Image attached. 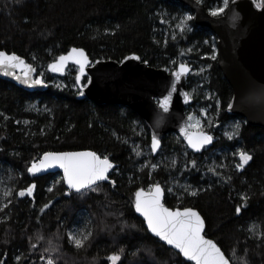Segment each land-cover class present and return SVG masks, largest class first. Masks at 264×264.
<instances>
[{"label": "trees", "instance_id": "1", "mask_svg": "<svg viewBox=\"0 0 264 264\" xmlns=\"http://www.w3.org/2000/svg\"><path fill=\"white\" fill-rule=\"evenodd\" d=\"M198 1L211 13L224 8L222 15L233 0L227 7ZM189 14L172 0H0V51L22 57L49 83L31 93L0 79V264H112L108 257L117 253V264H191L152 237L135 211L136 192L155 184L168 207L202 214L206 237L232 264H264V128L227 113L233 89L218 65L217 38L193 18L181 31ZM72 48L93 62L137 54L170 72L191 65L187 114L204 118L214 145L194 154L170 133L154 156L150 131L133 109L80 100L74 66L63 78L50 75L48 66ZM239 150L252 156L242 169ZM83 151L113 163L96 191L69 194L62 176L28 171L47 152ZM32 184L33 196L20 199ZM70 232L91 235L77 248Z\"/></svg>", "mask_w": 264, "mask_h": 264}, {"label": "water", "instance_id": "2", "mask_svg": "<svg viewBox=\"0 0 264 264\" xmlns=\"http://www.w3.org/2000/svg\"><path fill=\"white\" fill-rule=\"evenodd\" d=\"M172 1L187 6L194 15V23L197 26L210 29L217 38L218 65L233 89V97L229 103L231 108L228 105L227 113L243 117L252 126L264 128V7H257L261 0L259 3L255 0H233L224 14L216 16L206 10L198 0ZM72 49L63 56H69ZM83 51L89 61L83 74L80 73L79 65L72 59L65 63L62 71H52L50 65L55 63L59 57L48 66V72L52 76L63 78L69 68L74 66L78 69L77 77L79 76L80 79L77 83L80 93H83L78 97L80 100H90L100 105H123L133 109L144 120L150 131L151 150L154 156L160 153L163 139L170 133L179 135L187 148L194 154H201L214 145L215 136L206 132L213 137L212 142L205 145L200 151H196L189 147L182 131L189 125L187 108L194 103V98L187 85L188 76L192 72L190 65L184 63L190 71L181 75L180 79L177 80L174 73L179 70L181 64L176 70L169 72L164 68H154L148 62L144 63L141 57L136 54L127 56L121 62L115 60L93 62L87 52L84 49ZM136 56L140 59H134ZM23 60L25 64L31 65L34 69L28 73V79L30 81L43 80L37 77V69L34 65L27 63L25 59ZM11 71L14 73L13 75H5L4 70L0 69V79L31 93L44 92L49 88V83L46 80H43V84L24 83L25 72L28 71L26 68L18 67ZM85 77H89V79L87 83L83 84ZM172 85H175V91H172ZM169 93L171 94L169 111L164 112L159 107L158 102L168 96ZM188 130L190 133L198 132L191 128ZM154 135L159 140V146L155 151L152 149ZM41 160L36 164H39ZM111 171L112 169L109 170V173ZM50 174H61L63 177L64 171L56 165L35 173L38 176ZM34 185L35 188L30 195L31 197L36 189V184ZM65 185L67 186L66 183ZM160 187L163 190L161 203L166 208L172 209L165 203V189ZM151 190H144V192L147 193ZM26 195H28L27 192L24 196L19 197L23 198ZM176 209L183 210L181 208ZM193 210L198 212L204 220L203 234L205 235L206 221L197 209ZM136 213L144 220L140 213L137 211ZM144 222L147 228V223L145 220ZM148 231L152 237L178 253L177 249L160 240L150 230ZM211 240L220 247L216 241ZM221 250L223 251L222 248ZM224 254L229 259L225 252ZM180 255L187 263L195 264V261H189L182 254ZM229 264H232L230 259Z\"/></svg>", "mask_w": 264, "mask_h": 264}, {"label": "snow or ice", "instance_id": "3", "mask_svg": "<svg viewBox=\"0 0 264 264\" xmlns=\"http://www.w3.org/2000/svg\"><path fill=\"white\" fill-rule=\"evenodd\" d=\"M228 0H224V6L227 7ZM257 7H264V0L257 4ZM224 11V8H216L212 10V15L216 16ZM191 16H185L177 25L183 31L186 27V21L191 20ZM72 59L79 65L80 73H84L85 67L88 65V57L83 49L73 48L69 56H60L58 60L50 65L52 71H62L65 63ZM134 59L139 60L140 57L136 56ZM215 59V56H213ZM147 63V61H144ZM23 67L28 71L25 72L24 83L43 84V80L30 81L28 73L34 71L31 65L25 64L24 60L15 53L9 54L5 51H0V69L4 70L5 75H13L11 71L15 68ZM190 71L189 67L185 64L179 66V70L174 73L177 80L181 75ZM19 79V77H17ZM80 77H77L79 81ZM172 91H175V85H172ZM83 94L82 92L80 93ZM187 98V97H186ZM171 101V94L165 96L163 100L159 101V107L164 111H169V104ZM231 108V105H229ZM192 120V117H189ZM195 127L200 129V121L197 120L194 125H187L182 131L187 139L189 147L196 151H200L205 145L212 142L213 137L206 132L198 131L190 133L189 128ZM239 129V124L236 125ZM238 135V131L235 133ZM229 138H232V133H228ZM159 146V140L156 136L152 139L153 151ZM235 155L239 156V163L236 168L242 169L250 160L252 156L244 151L239 150ZM195 165V161H192ZM58 165L64 171L63 180L67 184L69 194L74 190L76 193H84L86 191H96L99 188L100 182L109 181V170L113 168V163L108 157L98 155L94 151L83 152H47L44 154L43 159L39 164L33 163L28 169L30 173L35 174L49 167ZM155 167V165H153ZM115 185V181H111ZM35 185L29 186L25 190H20L18 195L24 196L25 193L30 196ZM51 191V189H49ZM162 189L159 184L152 186V190L144 192L140 189L135 194V210L140 213L147 223V228L160 240L166 242L178 250V254H182L189 261H195V264H229V259L225 256L224 252L215 242L207 239L204 233V220L200 214L191 208L183 210H172L166 208L161 203ZM12 193L8 190L4 192V196H10ZM195 195V192L192 193ZM47 207V205H45ZM241 208L238 206L236 212L239 213ZM250 231H255V225L251 226ZM69 239L75 244L77 248L83 247L85 241L89 238L91 233L76 235L69 233ZM264 235V234H261ZM42 239V237H38ZM35 247V245H33ZM234 255V252H233ZM112 264H117L121 259L120 254H113L108 257ZM48 264H54L52 259L48 260Z\"/></svg>", "mask_w": 264, "mask_h": 264}, {"label": "rangeland", "instance_id": "4", "mask_svg": "<svg viewBox=\"0 0 264 264\" xmlns=\"http://www.w3.org/2000/svg\"><path fill=\"white\" fill-rule=\"evenodd\" d=\"M189 16H191L192 18H194V15L193 14H191V15L189 14ZM77 72H78V69H77ZM54 82L55 83H58L57 81H54ZM188 117H192V120H189V125H194L197 120H199L200 121V124H201V128L200 129L195 128V127H191L192 130H195V131H201L202 130V131L205 132V130L203 129V125L205 124L204 118H200V117L195 116V115H191V116L188 115ZM237 124H238V122L235 121V122H233L232 125L236 126ZM223 131H224V129H223ZM61 176L62 175L58 174L54 180H59L61 178ZM150 189H152V188H150Z\"/></svg>", "mask_w": 264, "mask_h": 264}, {"label": "bare ground", "instance_id": "5", "mask_svg": "<svg viewBox=\"0 0 264 264\" xmlns=\"http://www.w3.org/2000/svg\"><path fill=\"white\" fill-rule=\"evenodd\" d=\"M131 55H132V54H131ZM136 55H137V54H136ZM128 56H129V55H128ZM125 58H126V57H125ZM125 58H124V59H125ZM124 59H123V60H124ZM141 59H142V58H141ZM55 61H56V60H55ZM96 61H97V60H96ZM115 61H116V60H115ZM142 61H143V60H142ZM143 62H144V61H143ZM185 64H187V63H185ZM188 65H189V64H188ZM190 66H191V65H190ZM34 67H35V66H34ZM191 67H192V66H191ZM35 68H36V67H35ZM36 69H37V68H36ZM161 69H162V68H161ZM164 69H167V68H164ZM167 70H168V69H167ZM175 70H176V69H175ZM168 71H169V70H168ZM169 72H170V71H169ZM191 73H192V72H191ZM85 78H86L87 81H88L89 77H85ZM85 78H84V79H85ZM83 81H84V80H83ZM87 81H86L85 83H87ZM85 83H83V84H85ZM187 85H188V84H187ZM78 87H79V86H78ZM79 90H80V89H79ZM197 112H198V111H197ZM245 120H246V119H245Z\"/></svg>", "mask_w": 264, "mask_h": 264}, {"label": "flooded vegetation", "instance_id": "6", "mask_svg": "<svg viewBox=\"0 0 264 264\" xmlns=\"http://www.w3.org/2000/svg\"><path fill=\"white\" fill-rule=\"evenodd\" d=\"M26 189V188H25ZM25 189H23V190H25ZM31 196H29V195H26L25 197H23V198H20V199H26V198H30Z\"/></svg>", "mask_w": 264, "mask_h": 264}]
</instances>
